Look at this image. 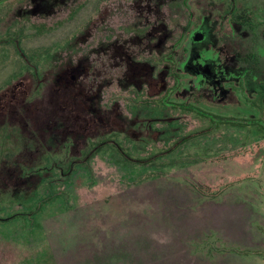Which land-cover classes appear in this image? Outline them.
Masks as SVG:
<instances>
[{
    "label": "rangeland",
    "instance_id": "rangeland-1",
    "mask_svg": "<svg viewBox=\"0 0 264 264\" xmlns=\"http://www.w3.org/2000/svg\"><path fill=\"white\" fill-rule=\"evenodd\" d=\"M260 21L264 0H0V264H264L263 138L222 126L163 171L91 148L149 156L209 126L145 107L169 53L174 102L251 115Z\"/></svg>",
    "mask_w": 264,
    "mask_h": 264
},
{
    "label": "trees",
    "instance_id": "trees-1",
    "mask_svg": "<svg viewBox=\"0 0 264 264\" xmlns=\"http://www.w3.org/2000/svg\"><path fill=\"white\" fill-rule=\"evenodd\" d=\"M75 3L78 5L80 4L78 3V1H76ZM74 8H76V6H74ZM71 14H73V12H70L69 15ZM170 54L171 53L168 54L166 59L171 60V62L169 61V65L172 69V76L174 79L173 87L158 98H150L147 96L146 93L142 94V97L144 98L143 101H145L144 103H146L145 107H148L149 103H152V105L158 104V106L162 108H170L173 111L177 110L184 114L197 116L198 118H201L202 121L207 122L209 126L202 130L196 131L193 134L191 133L189 135L179 137L163 150L159 151L158 153H152L149 156H136L132 150L131 145L126 146L125 143H122V140H118L116 139V137L113 136L98 139L95 142L91 143V148L93 151L92 154H94V152L95 154L99 152H106L114 154L117 161L124 166L131 165L147 170L152 169L154 171H163L170 167L183 165L182 163H178L177 160L178 156H180V154L185 150V148L189 145H198L199 140H205V138L209 136L213 137L215 133H218L222 126H225L230 130L233 129V132H236L239 135H243L244 138L247 136L251 137L256 135L264 139V84L261 83L260 85H258L257 88H255L256 84L254 83L255 97L254 100L251 101L253 104L251 105L254 111L251 115H224L202 109L192 104L191 102L177 103L174 102L171 98L172 90L176 89L178 85L181 84L182 77L177 75V65L175 61L172 62L173 58H170ZM75 166L84 167L86 165H84V163H77L75 165L71 163L70 169L72 170V168H75ZM192 190L197 194L202 195L201 191L198 190L196 185L192 186ZM51 194L52 193H48V195L50 196L47 199H42L41 197L39 200H37V202L34 203L35 205L33 204V206L31 207L29 214L27 213L24 216L31 217L32 214L39 215V213L42 212L48 202L53 201L51 199H54V197H51ZM11 217H14V215L10 217L0 216V221H8ZM30 217H28V219ZM32 218L35 219V217ZM235 252H239L238 249H236L234 253Z\"/></svg>",
    "mask_w": 264,
    "mask_h": 264
},
{
    "label": "flooded vegetation",
    "instance_id": "flooded-vegetation-1",
    "mask_svg": "<svg viewBox=\"0 0 264 264\" xmlns=\"http://www.w3.org/2000/svg\"><path fill=\"white\" fill-rule=\"evenodd\" d=\"M234 4V6L232 7V5L231 4H229V7H230V10L232 11V9L236 6V3L234 2L233 3ZM257 24V28L260 30V31H264V24H263V22L262 21H260L259 23H256ZM257 33H260V32H257ZM263 33V35H264V32H262ZM263 39H264V36L262 37ZM191 39H192V37H191ZM261 38H259V40L258 41H256V40H254V44H255V46L256 47H258V44H260L262 41L261 40H263V39H261ZM202 41V40H201ZM200 41V42H201ZM192 42H195V43H200L199 41H197V40H193L192 39ZM256 47H254V48H256ZM253 57H254V55H253ZM250 59H251V57H250ZM256 60H257V58H256ZM256 68H252L251 70H250V73H251V75H252V77L250 78V79H248V76H250V73H247V82L251 85V86H253V88H254V83L256 84H258V81H255V77H254V74H255V72H256ZM253 84V85H252ZM254 90H255V88H254ZM252 94H254V92L252 93ZM251 94V96H254V95H252ZM248 99V98H247Z\"/></svg>",
    "mask_w": 264,
    "mask_h": 264
}]
</instances>
